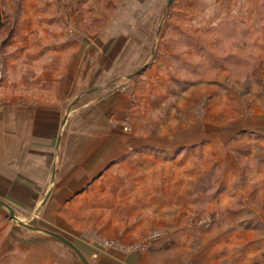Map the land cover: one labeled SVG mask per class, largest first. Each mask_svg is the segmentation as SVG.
Returning a JSON list of instances; mask_svg holds the SVG:
<instances>
[{"label":"rangeland","instance_id":"374dc122","mask_svg":"<svg viewBox=\"0 0 264 264\" xmlns=\"http://www.w3.org/2000/svg\"><path fill=\"white\" fill-rule=\"evenodd\" d=\"M0 122V199L89 264H264V0H0ZM0 264L85 263L0 206Z\"/></svg>","mask_w":264,"mask_h":264},{"label":"crops","instance_id":"0c3cea01","mask_svg":"<svg viewBox=\"0 0 264 264\" xmlns=\"http://www.w3.org/2000/svg\"><path fill=\"white\" fill-rule=\"evenodd\" d=\"M99 0H93V5L94 3L95 4H98ZM93 15H96L98 16L97 14L93 12H91ZM43 19V17H41ZM55 23V22H54ZM54 30V29H53ZM37 31L40 32V37L41 39L39 41H37V44H42L43 41H45V39L47 38L48 36V31L47 30V27L44 26L42 29H37ZM38 33V32H37ZM55 36V41L52 42V46H51V50L55 53H59V57L58 59H63V56L65 57V55H67L69 52H74L76 55H81L79 57H77L73 62L76 64L78 63V61L80 62H83V57L82 55L85 54V51L83 48H81L80 46H77V45H74L73 43L67 41L65 38L67 37L66 34L63 32V31H51V35ZM66 36V37H65ZM36 46V45H35ZM96 48V46H95ZM94 49V47L92 48ZM71 50V51H69ZM74 50V51H73ZM94 52V51H93ZM54 67V66H53ZM51 68L52 70L54 68ZM18 114V113H17ZM12 117H14V113L12 115ZM7 124H3V122H0V135H2L4 132H5V129L7 128ZM15 125L14 123L12 124V131L14 129ZM3 140L4 141H7V137L6 136H3ZM4 143V142H3ZM5 148L7 149V146L5 145ZM4 151V150H3ZM0 157H2L4 159V154L2 152V149L0 148ZM4 165V170L5 173H8V174H12V173H18L15 169V166L14 165H11V162H3L2 163ZM2 166V165H0ZM53 171L51 173V177H53V175L55 174L56 175V172H57V169H58V164L56 162H54V166H53ZM95 177V176H94ZM93 177V178H94ZM50 192V191H49Z\"/></svg>","mask_w":264,"mask_h":264},{"label":"water","instance_id":"95a60500","mask_svg":"<svg viewBox=\"0 0 264 264\" xmlns=\"http://www.w3.org/2000/svg\"><path fill=\"white\" fill-rule=\"evenodd\" d=\"M172 0H170V4H171ZM145 69V67H143L142 69H140L138 72H136L135 74H133L132 76H136L139 75L143 70ZM50 195V192H48L44 202L47 201L48 197ZM0 206L7 209L11 215V217L15 220H17L19 222V224H21L24 227H27L29 229H32L34 231H41L44 232L58 240H60L61 242H63L64 244H66L67 246H69L70 248H72L80 257L81 259L84 261L85 264H89L87 258L85 257V255L83 254V252L77 247V245H75V243H73L71 240H69L68 238H66L65 236H63L62 234L52 231V230H48V229H43L40 227H35L32 225H28L25 222L21 221L18 219L15 209L6 201L0 199Z\"/></svg>","mask_w":264,"mask_h":264}]
</instances>
